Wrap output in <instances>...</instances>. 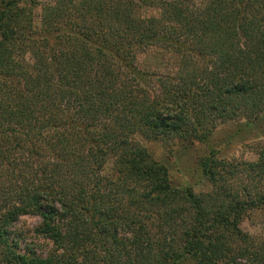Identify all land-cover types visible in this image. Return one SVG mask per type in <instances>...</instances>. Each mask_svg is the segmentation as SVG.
<instances>
[{"label": "trees", "instance_id": "16d2710c", "mask_svg": "<svg viewBox=\"0 0 264 264\" xmlns=\"http://www.w3.org/2000/svg\"><path fill=\"white\" fill-rule=\"evenodd\" d=\"M36 4L0 0V264H264V225L242 228L264 141L199 157L196 191L137 139L207 143L264 115V0H55L40 31ZM153 47L171 70L139 66ZM26 215L45 255L21 247Z\"/></svg>", "mask_w": 264, "mask_h": 264}, {"label": "rangeland", "instance_id": "374dc122", "mask_svg": "<svg viewBox=\"0 0 264 264\" xmlns=\"http://www.w3.org/2000/svg\"><path fill=\"white\" fill-rule=\"evenodd\" d=\"M27 1V0H24ZM55 0H36L34 8V28L40 31L42 28L43 7L50 5ZM26 4L25 2H22ZM26 62L32 63L31 58ZM139 66L146 70L164 72L171 70L174 59L160 48H150L144 53L138 54ZM137 139L146 147L152 155L165 164L170 173L174 185H192L196 191L209 189L210 185L204 180L202 171L198 165L199 157L207 155L215 150L219 157H240L248 160L257 158L256 144L264 141V115L252 124L246 122L238 124L220 125L207 143H184L181 141H152L138 135ZM111 171L108 165L106 168ZM41 224V218L34 215L21 217L14 228L21 235L22 249H34L44 255L52 247L49 242L37 234L36 228ZM264 225V209L257 208L250 211L242 222V228L251 234L261 232ZM29 243L30 245H26Z\"/></svg>", "mask_w": 264, "mask_h": 264}]
</instances>
